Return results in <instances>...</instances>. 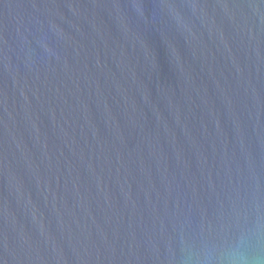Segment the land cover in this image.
Masks as SVG:
<instances>
[{"label":"water","instance_id":"1","mask_svg":"<svg viewBox=\"0 0 264 264\" xmlns=\"http://www.w3.org/2000/svg\"><path fill=\"white\" fill-rule=\"evenodd\" d=\"M264 225V0H0V264H198Z\"/></svg>","mask_w":264,"mask_h":264},{"label":"clouds","instance_id":"2","mask_svg":"<svg viewBox=\"0 0 264 264\" xmlns=\"http://www.w3.org/2000/svg\"><path fill=\"white\" fill-rule=\"evenodd\" d=\"M198 264H264V225L258 223L230 241L205 247Z\"/></svg>","mask_w":264,"mask_h":264}]
</instances>
